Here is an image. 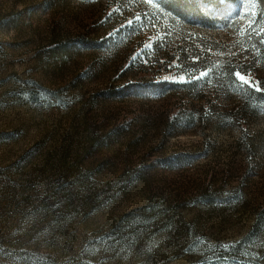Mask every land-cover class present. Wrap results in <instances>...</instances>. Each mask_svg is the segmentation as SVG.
<instances>
[{
  "label": "rangeland",
  "instance_id": "1",
  "mask_svg": "<svg viewBox=\"0 0 264 264\" xmlns=\"http://www.w3.org/2000/svg\"><path fill=\"white\" fill-rule=\"evenodd\" d=\"M262 39L264 0H0V264H264Z\"/></svg>",
  "mask_w": 264,
  "mask_h": 264
},
{
  "label": "snow or ice",
  "instance_id": "2",
  "mask_svg": "<svg viewBox=\"0 0 264 264\" xmlns=\"http://www.w3.org/2000/svg\"><path fill=\"white\" fill-rule=\"evenodd\" d=\"M260 44H261V45H264V39L260 40ZM236 76H237V78H238L241 82H243L245 85H248V84L250 83V81L247 80V79H245V76L241 75L240 72H237V73H236ZM257 91L259 92L260 89L257 88Z\"/></svg>",
  "mask_w": 264,
  "mask_h": 264
}]
</instances>
